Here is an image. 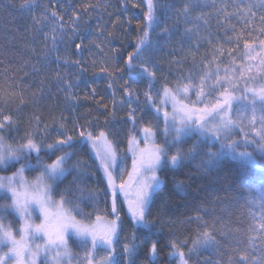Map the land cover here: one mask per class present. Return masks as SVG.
<instances>
[{"label":"snow or ice","instance_id":"obj_1","mask_svg":"<svg viewBox=\"0 0 264 264\" xmlns=\"http://www.w3.org/2000/svg\"><path fill=\"white\" fill-rule=\"evenodd\" d=\"M121 4L127 8V0H121ZM241 4L243 7L240 6ZM55 6L56 0H52V7L55 8ZM110 6V4L105 6V10ZM19 7L21 11L32 14V26L26 31L33 35V39L43 32L45 49H47L49 39L55 44L67 38L70 44L75 38L80 37L83 28L92 19L91 10L99 7V4L83 5V14L74 12L70 23H66L64 17L56 10L49 12L47 4L43 5L39 16L35 15L36 5L29 3V0H25V3ZM131 7L140 9L143 13V19L135 21L139 35L133 40V50L121 54L124 48L121 42L120 48H111L105 52V41L100 40L99 37L105 35L106 24L102 25L99 21L94 28L96 39L85 44L81 38L80 42L75 44L77 51L94 45L100 53H104L100 60L104 66L92 74H102L109 80L114 78L115 81L123 79V84L120 86L123 92L121 102L125 96L129 98V101L133 98L136 100L137 107L128 103L129 113L125 121L131 123L127 140L128 151L132 152L133 157L131 169L127 165L124 150L118 147L123 142L121 132L108 130L109 117H105L104 126L100 124L99 115L81 123V117L74 115L75 106L68 115H65L64 111H61L59 115L50 112L49 121H45L42 115L34 111L27 114V109L39 108L41 103L51 95V91L49 89L47 93L45 92V81L41 80L38 90L29 94L31 85L24 83V79L30 75L24 70L27 62L23 67H19V71L24 73L19 83L13 75H9L14 73L15 69L9 67L5 70L4 83L0 85V89L10 87L15 91L5 92L0 96V104H2L0 107V171H7L16 164L20 167L16 168L11 175H0V190L7 193L5 200H11V203L0 204V245L7 249L6 251L0 249V264H37L41 253L47 257V253L54 247L63 249V255L67 256L70 250L66 233L70 229L76 236L90 237V246H88L89 242L85 241L83 255H77V264H120L117 257L121 258L122 264H159L162 249H167L164 254L176 257L178 264H193L191 258L198 254L201 247L211 248L217 256L221 257L223 256L221 249L228 250L230 254L226 262L223 259H217L213 264H264V244L261 245V255L255 258L248 252L247 247H239V241L236 242V246L222 242L220 237L228 233L216 227L218 216L215 214L214 207L211 209L213 213L211 223L199 215L179 221L181 226L191 224L193 221L197 223L196 234L191 238V244L188 243L189 237L181 239L175 233L170 235L165 245H160L158 240L148 242L137 235L138 225L150 229L157 224L166 223L162 220L165 214L162 210L165 209L167 202L161 200L157 206L158 192L164 183L157 175L162 158V148L158 142L161 130L160 116L155 117V122L149 121L136 130V125L143 120V116L138 115V111L143 113L144 107L139 106L138 89L132 86L135 74L138 73L146 78L147 91L143 93L145 106H153L155 112L162 115L165 129L169 122L176 125L177 132L186 124H195L219 139L230 151H234L239 146L237 140L242 141L246 146L254 144L256 149L264 151V0H259L258 4L244 3V0H240V3H237V0H230V2L229 0H210L211 10L209 11L203 10L205 0H192L190 5L186 4L177 10V21L183 17L192 23L200 22L196 23L195 28L185 27L181 32V37L195 36L188 45L189 50H199L204 45L211 46L215 30H223L225 36L231 41L232 37L228 36V32L236 31V25L232 23V18L235 17L244 25L242 31H247L250 38H258L260 51L257 55H252L257 52V49L245 42L242 58L250 62L247 67L242 65L237 68L233 67L237 57L231 48L228 49L227 57L222 54V46L212 48L214 60H208L205 53L200 60V65H203L200 72H197L199 65L195 63V54L192 53L193 65L189 69V75L196 73L200 76V87L197 90L193 84L197 99L191 103L193 105L202 103L204 106L190 107L189 103L184 102L188 98L181 93H187L189 88L188 86L179 87L180 80L184 78L181 73L177 86L169 87L167 77L164 78L162 85L161 103L170 100L171 113L166 109L162 111L157 104V95L160 93L154 91L158 64L152 62L151 52L154 48L150 29L158 23L156 15L158 5L154 0H143V5L132 3ZM229 7L235 10L229 12ZM194 10H198L195 15L192 14ZM213 20H215V28H213ZM128 23H132L131 17L128 18ZM46 24L50 27L51 37L47 31H44ZM169 31L170 29L165 26L157 35H167ZM106 38L111 40L118 37L115 32L108 31ZM145 49H148L147 55H143ZM186 59L187 57L174 62L181 64ZM224 59L229 61V65L224 68V75L221 76L219 64H216L215 70H213V64L216 60L223 63ZM56 60L58 65L61 60L65 65L71 64L78 69V72L90 71L88 67L83 66L84 62L81 60H70L59 55ZM251 61H258V66ZM96 63V61L92 62L93 68L96 67ZM253 67H258V71L253 73ZM40 70L37 65H33L32 74ZM125 72H127L126 77ZM76 75L78 79V73ZM55 79L62 85L58 92H65L66 100L78 103V96L72 92L75 84L68 74L57 72ZM211 80H214V83L209 86L208 81ZM108 87L114 89L115 83H109ZM91 92L95 98L96 88H92ZM88 98L85 94L84 99ZM234 100L247 102L250 115L241 112L238 106H234ZM116 102L113 99V104ZM101 106L108 111L107 105ZM42 122L43 127H41ZM21 129H23V135H19ZM97 129H99L98 132ZM53 132H55L54 139ZM13 133L18 136V139L13 137ZM232 134H235V139ZM141 136L143 148L137 143ZM9 137L13 138V144L7 143ZM81 142L91 145L96 158L101 161L104 180H106V185L102 189L96 188L89 192L88 199L93 203L92 211L88 213H84L79 204H73L70 199L73 182H69L64 189L59 188V183H62L61 178L65 177L68 171L65 165L72 156V153L65 149H71ZM58 152H62L63 155H56ZM118 153L122 161L119 165L116 164ZM33 154H35L34 163ZM242 155L251 158L246 153ZM179 156L180 153L177 152L168 158L173 166L177 165ZM77 163L79 164L80 161ZM26 169L38 171L34 180L26 179ZM184 189L183 183L178 181L175 190L183 192ZM56 195L60 196L59 201L53 200ZM101 199L104 202L103 208L99 203ZM64 204H73L71 211L65 209ZM31 205H35L39 210L42 217L39 223L33 219ZM52 205L57 208L55 215L49 211ZM201 208L205 211L209 210L206 205H201ZM72 212L81 219H76ZM10 213L14 214V219L5 223ZM53 221H55L54 224ZM97 222H102V227L98 228ZM129 223L131 231L126 230ZM16 224L19 225L18 228ZM260 231L264 232V223L261 224ZM37 240H42L43 243H37ZM261 240L264 241V236ZM98 243L103 245V250L99 252L96 248ZM248 246L255 250L251 240ZM142 249L143 257H140L139 253ZM237 253L243 254L237 255ZM60 255L61 253H57V256L53 258V264H60ZM208 260V257H199L196 264H207ZM44 264H49L48 259H45Z\"/></svg>","mask_w":264,"mask_h":264},{"label":"trees","instance_id":"obj_2","mask_svg":"<svg viewBox=\"0 0 264 264\" xmlns=\"http://www.w3.org/2000/svg\"><path fill=\"white\" fill-rule=\"evenodd\" d=\"M154 2L158 5L156 13L158 23L150 29L153 37L152 46L156 50H165V44L167 43L168 48L172 50L171 53H168L167 58L164 54L162 59L164 70L162 75L160 74L161 85L164 83V74L167 73L166 77L169 87L177 86V80L180 78L181 73H183L184 78L180 80L179 87L188 86L189 88L187 93L181 94L182 96L186 95L188 98L184 102L189 103L190 107H202L204 106L202 103L195 105L191 103V101L197 99L196 92L193 90V84L199 90L200 76L196 73H192L190 76L189 69L193 65V54L192 58L190 54L194 53L195 63L199 65L197 72L202 71L203 65H200V60L205 53L201 50L205 45L199 48V50H188V57L177 52L180 47L179 45L189 44L191 40L195 39L194 35L181 37L182 30L189 26L195 28L196 23H200H192L183 17L177 21V10L186 4L190 5L192 0H154ZM248 2L258 4L259 0H246L245 3ZM23 3H25V0H0V85H3V74L9 67L16 70L9 75H13L17 83H19L20 79L24 77V73L19 71V67H23L27 62V67L24 70L28 71L30 75L24 79V83L31 85L29 94L31 95V93L36 92L41 80H44L45 92L47 93L50 89L51 95L41 103L39 108L27 109L26 113L31 114L34 111L42 115L45 121H49L51 118L50 112L58 115L61 111L68 113L71 111L70 103L65 99L66 93L63 91L58 92V89L62 85L56 81V73H67L69 78H71L77 70L71 64L65 65L63 60L58 65L56 60L57 55L70 60H81L84 62L83 66L88 67L90 71L80 72L79 74L77 88L75 89L79 102H76L75 108L80 110H76L74 114L83 117L84 120H91L99 115L101 126H104V119L107 116L109 117L108 129L116 125V118L112 115L113 112L111 111L112 99L110 91L104 82L106 76L92 74L104 66L100 63L104 53H100L94 45L86 47L82 51H77L75 44L79 43L81 38H83L85 44L96 39L97 35L94 32V28L99 21L102 25L106 24L105 35L99 37L100 40L105 41V52L111 48H120L121 42L124 45L121 54H126L127 51L133 50V40L139 35L135 27V21L142 20L143 13L140 9H133L131 5L132 3L143 5V0H127V8L122 6L121 0H56L55 8L52 7V0H29V3L36 5L35 15L39 16L43 10V5L47 4L49 5V12L56 10L59 15L64 17L65 22L69 23L74 12L83 14V5L99 4V7L91 10L90 15L92 19L83 28L80 37L75 38L70 44L67 38L63 42L55 44L49 39L47 49H45L43 32L36 39H33V35L26 31L27 28L32 26V14L21 11L19 6ZM237 3H240V1ZM60 4H63L62 9L59 8ZM109 4L111 6L105 10V6ZM240 6L243 7V4ZM203 10H211L210 0L205 1ZM196 11L198 10H194L192 14L195 15ZM228 11L231 10L228 9ZM109 13H111L110 16ZM129 17L132 19L131 24L128 23ZM212 23L213 28H215V20ZM165 26L170 29L169 33L167 35H157ZM44 31H47L49 37H51L49 25L46 24L44 26ZM108 31L115 32L118 38L108 40L106 38ZM240 31L241 29L237 28L236 34ZM224 37L223 30H215L212 39L213 42H217V40ZM245 42L257 49V52H254L252 55L255 56L260 51L258 38L250 40L245 37L242 40L240 37L237 40L236 37L233 42L228 43L223 53V56L227 57L228 49L230 48L236 53L237 59L233 67L238 68L242 65L247 67L250 62L242 58ZM185 57L187 59L184 63L177 64L174 62L184 60ZM208 60H214V58L208 57ZM93 61L97 62L95 68L92 67ZM251 63L258 66V61H251ZM216 64H219L220 73L223 76V70L229 65V61L224 59L223 63H221L219 60H216L213 64V70H215ZM33 65H37L41 70L38 73L32 74ZM252 71L253 73L257 72L258 67H253ZM124 76H127V72L124 73ZM119 81L122 82L123 79ZM158 83L159 76L157 75L154 88H156ZM213 83L214 80L208 81L209 86ZM92 88H96L97 90L95 98L92 96ZM13 91L15 90L5 87L0 89V96L4 95L5 92L11 93ZM85 94L88 95V99H84ZM101 105H107L108 111H105ZM233 105L238 106L241 112L250 115L247 102L235 101ZM0 107H2V104H0ZM143 107V113H139L138 111V115H142L143 120L136 125V130L142 124L146 125L149 121L155 122V117L160 116L161 130L158 142L161 144L162 158L157 175L164 183L158 192L157 206H159L161 200L167 203L165 209L162 210L165 213L162 220L166 223L157 224L156 227L150 229L138 227L137 235L143 234V237L148 242L158 240L160 245H165L170 235L175 233L181 239L189 237L188 243L191 244V238L196 234L197 223L193 221L191 224L181 226L179 221L199 215L211 223L213 215L211 209L214 207L216 210L215 214L218 216L216 227L218 229L222 228L225 233H228V235L220 237L222 242L226 244L231 243L233 246H236V242L239 241L240 248L247 247L249 253L255 258H259L261 255V245L264 244V241L261 240L264 232L260 231L261 224L264 223V151L256 149L254 144L246 146L239 140H237L239 146L234 151H230L225 145H222L219 139L198 126L194 128L192 134L180 139L174 138L165 133L169 125L165 129L162 115L155 112L153 106L144 105ZM257 115L259 116V112H257ZM128 124L129 128H131V123L127 122ZM232 135L235 139V134ZM81 145H83V142L71 149H65V151H71ZM177 152L180 153V156L177 165L173 166L168 158ZM244 153L251 158L242 155ZM56 155H63V153L58 152ZM34 157L35 154H33V163L35 162ZM19 167L20 165L16 164L15 167L9 168L7 171H0V175H11ZM37 174L38 171L25 170L27 179L34 180ZM178 181L182 182L185 186L183 192L175 190ZM4 197V195H0V204L10 203L9 199L5 200ZM201 205H206L209 210L205 211L201 208ZM222 208L224 211H220ZM13 219L14 216L10 213L5 222ZM174 221L176 222L174 223ZM126 230L131 231L130 223L127 225ZM249 240L255 245V250L248 246ZM70 243L73 251L72 255L76 259L78 252L76 250L78 249L76 242L71 240ZM80 251L84 252V248ZM143 251V249L140 251V257H143ZM165 251L167 249L161 250L159 264H178L177 258L164 254ZM221 251L223 252L222 257L217 256L211 248L201 247L198 254L192 256L191 259L193 264H196L199 257H208L207 264H213L217 259H223L226 262L230 253L227 249H221ZM239 254L243 253H237V255ZM119 261L122 264V260Z\"/></svg>","mask_w":264,"mask_h":264},{"label":"rangeland","instance_id":"obj_3","mask_svg":"<svg viewBox=\"0 0 264 264\" xmlns=\"http://www.w3.org/2000/svg\"><path fill=\"white\" fill-rule=\"evenodd\" d=\"M206 1V0H205ZM240 0H237V2H239ZM246 2V0H244V3ZM63 4H60L59 8L62 9ZM232 12L234 11L233 8H229ZM70 21V20H69ZM67 22V21H66ZM69 23V22H67ZM232 23L236 25V29L240 28L241 31L238 32V34H236L235 32H231L229 31L228 35L232 37L231 41L228 40V37L225 36L224 38L217 40V42H213V44L211 46L209 45H205L202 48V52L203 53H207L208 57H213L212 55V48L215 47H223V53L224 50L226 48V46L228 45L229 42H233L236 37L238 36L239 39L241 37L242 40H244L245 37H247L250 40H253V38H250L248 35L247 31H242V29L244 28V25L242 24V22L238 19H236L235 17L232 18ZM254 27H258V25H253ZM236 36V37H235ZM189 44H183V45H179L180 47L178 48L177 52L183 54V56H187L188 55V47ZM153 47V46H152ZM178 47V46H177ZM154 48V47H153ZM192 51V50H191ZM148 49H145V52L143 55H147ZM172 50L168 48L167 43L165 44V50H156L154 48V50L151 52V56H152V62L157 63L158 64V70H157V75L159 76V83L157 84L156 88H154V91H159L160 95H157V102L158 105H160L162 111L163 110H167L169 113L172 112V102L169 100L166 103H161V97H162V85H161V76L162 72H163V56L165 54V57H168V53H171ZM163 53V55H162ZM191 53V52H190ZM222 53V54H223ZM191 58H192V53L190 54ZM188 57V56H187ZM78 73V77L80 72H78V69L75 71L74 75L70 78L74 84L75 87L72 89V92L75 93V89L77 88V74ZM167 76V73L164 74V78ZM163 78V81H164ZM106 87L109 89L110 91V95H111V99H112V104H111V111L113 112V116L116 118L115 121H117L116 125L112 126L111 128H109L108 130L110 132H121V140L123 141L122 143H120L118 145L119 148L123 149L125 152V158H126V162L127 165L129 167V169H131V161H132V152L128 151V130H129V124L127 125V123L125 122L127 120L128 117V113H129V108H128V103H132V105L134 107H137L136 104V100L135 98H133L131 101H129L128 97H123V102H121V96L123 95L122 89H121V85L123 84V81H115L113 80H109V78L106 76V80H104ZM115 83V88H109L108 85L109 83ZM132 86L134 89H138V94H139V100H140V107H143L145 105V100H144V95L143 93L145 91H147V80L145 81L144 77H141L138 73L134 75L133 80H132ZM114 91H115V96H114ZM181 94H184L183 92ZM113 99H115L117 102L115 104H113ZM70 103V109H72L73 106H76V101H69ZM71 102H73L71 104ZM235 102V100L233 101V103ZM203 107V106H202ZM76 110H80L78 108H76ZM60 114V112L58 113V115ZM65 115H68L69 113L64 111ZM76 115V114H74ZM85 120L83 119V117H81V123H84ZM109 125V124H108ZM169 127L166 129L165 133H168L169 135L173 136L174 138L180 139L182 137H185L186 135L192 134L194 132V128L197 127V125L195 124H186L184 125V127L182 129H180L179 132H177L176 130V125L172 122H169ZM41 127H43V122L41 123ZM99 131V129H97V132ZM19 135H23V129H21V132L19 133ZM13 137H16L18 139V136L13 133ZM52 138H55V132H53ZM111 139V137H110ZM8 144H13V138L9 137ZM137 143L139 144V146L141 148L144 147V143H143V137L141 136L138 140ZM86 145V146H85ZM14 146V145H13ZM114 147H116L114 145ZM72 153L71 158L67 161V164L65 165V167L68 169V171L65 173V177H62V183H59V188L60 189H64L65 186L69 185V182H73L71 185V197L70 199H72L73 204L78 203L80 208L82 209V211L84 213H88L92 211V207L91 204L93 203L90 199H88L89 196V192L96 189V188H103L106 185V180H104V173L102 171L101 168V161L99 159L96 158L95 153L92 151L91 149V145L90 144H86L83 143V145L78 146L74 149H72L71 151H69ZM80 161V163L78 164L77 162ZM122 161L119 159V153H118V158L116 161V164L119 165L121 164ZM160 166V165H159ZM115 167V165H114ZM159 168V167H158ZM93 173H95V175H93ZM26 177V176H25ZM27 179V178H26ZM28 180H32V179H28ZM101 181H103V183H101ZM0 195H4L6 196L7 193L0 190ZM53 200L59 201L60 200V196L56 195L55 197H53ZM9 202L11 203V200L9 199ZM63 203V202H62ZM100 207L103 208L104 206V202L103 199L100 200ZM73 204H64V208L71 211ZM88 205V206H86ZM30 210L33 214V219L35 220V222L39 223L40 220L42 219V217L40 216L39 210L36 208L35 205H31L30 206ZM49 211L53 213V215H55V213L57 212V208L55 205H52L49 207ZM73 216H76L75 212H72ZM14 216V214H13ZM76 219H81L80 216H76ZM93 219H94V215H93ZM7 223V222H5ZM55 223V221H53V224ZM85 223H88L87 221H85ZM17 228L19 227L18 224L15 225ZM97 227L100 228L102 227V222H97ZM138 227H142V226H137ZM144 228V227H142ZM128 231V230H127ZM141 239H146L145 237H143V234L138 235ZM121 237H123V233H121ZM66 238L68 240V245H69V254L67 256L63 255V249L61 248H52L48 253H47V257L41 253L40 257L37 259V264H44L45 259H48L49 264H53V258H55L57 256V253H61L59 259H60V264H69V261H71V264H77V257L76 259H74L73 255H72V249H71V243L70 241H75L76 242V246L78 249H76L77 255H83V252L80 251L82 248H84L85 246V241H88V246H90V237L87 236H76L74 234V232L70 229L67 233H66ZM37 243H43L42 240H37ZM97 251H102L103 250V245L102 244H97L96 246ZM0 249H3L4 251H6V248H3V245H0ZM117 260H121L120 257H117Z\"/></svg>","mask_w":264,"mask_h":264}]
</instances>
